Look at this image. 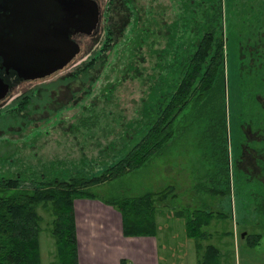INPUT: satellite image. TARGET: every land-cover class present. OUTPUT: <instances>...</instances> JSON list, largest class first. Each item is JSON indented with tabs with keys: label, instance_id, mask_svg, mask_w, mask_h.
Segmentation results:
<instances>
[{
	"label": "rangeland",
	"instance_id": "rangeland-1",
	"mask_svg": "<svg viewBox=\"0 0 264 264\" xmlns=\"http://www.w3.org/2000/svg\"><path fill=\"white\" fill-rule=\"evenodd\" d=\"M98 1L105 6L106 0ZM218 5L222 15L216 25L226 44L225 84L219 76L203 107L190 106L180 115L162 156L92 191L108 201L153 192L158 211H166L168 204L184 216L213 213L218 220L209 234H217L213 242L222 243L228 264L236 260V249L244 264L263 263L264 0H118L109 20L116 43L104 58L76 75L99 52L88 41L67 68L36 82L42 95L31 100L26 120L10 115L15 111L11 100L19 93L0 106V181L21 176V187L31 188L72 175H97L119 162L158 120L159 108L183 76L186 55L204 33L203 16ZM224 109L226 120H220ZM223 125L229 178L220 180L225 166L216 156ZM212 131L218 133L217 143ZM169 191L164 201L158 198ZM39 212L49 226L48 213ZM231 232L234 237L220 240L219 235ZM50 236L47 229L41 235L44 264H61L47 241ZM259 237L254 248L248 245Z\"/></svg>",
	"mask_w": 264,
	"mask_h": 264
},
{
	"label": "trees",
	"instance_id": "trees-1",
	"mask_svg": "<svg viewBox=\"0 0 264 264\" xmlns=\"http://www.w3.org/2000/svg\"><path fill=\"white\" fill-rule=\"evenodd\" d=\"M221 15L222 7L218 5L212 13H206L203 16L205 17L204 33L196 49L186 55L187 58L182 63L183 76L174 94L164 107L159 108V118L152 124L148 133L119 162L97 175H72L68 180L55 179L41 182L31 188L21 187V176L0 181V264H42L39 240L44 217L40 214V209L47 212L51 218L48 228L56 240L60 263L77 264L73 200L96 198L92 187L104 185L127 173L142 169L152 159L162 156L174 132L175 121L180 115L193 105L198 109L202 108L219 76L225 84L226 44L222 27L218 28L216 25ZM108 32V40L102 50L103 56L116 43L113 29L109 28ZM103 56L91 59L76 75L85 74L97 64L100 58H104ZM20 117L12 118L18 120ZM225 118L224 109L219 119L226 120ZM225 128L226 126L223 125L221 138H218V133L216 135L213 131L211 138L214 143H217V138L221 139L219 143L221 151L217 157L219 156V162L226 166L222 170L225 177L229 178ZM210 191L213 192L212 189ZM167 195L168 193L163 192L158 198L163 200ZM156 196V193L148 192L137 198H116L107 200L106 203L117 208L127 224L130 218H135L134 215L137 213L151 212ZM183 213L185 214V212H178L176 215L184 217ZM197 214L206 215L207 218H200ZM213 217V213L200 210L187 214L185 222L188 235L203 239L205 234L202 231L210 224ZM121 264L125 263L121 262Z\"/></svg>",
	"mask_w": 264,
	"mask_h": 264
},
{
	"label": "crops",
	"instance_id": "crops-1",
	"mask_svg": "<svg viewBox=\"0 0 264 264\" xmlns=\"http://www.w3.org/2000/svg\"><path fill=\"white\" fill-rule=\"evenodd\" d=\"M167 193L170 195V191ZM167 199L166 202H168ZM73 201L77 264H121V262L125 264H193V261H190L192 253H196L194 264H228L227 252H224V248L220 246L222 243L217 245L213 242L217 234L214 236L209 234L212 232L208 229L215 224L217 219L215 217L203 230L207 235L203 239H198L188 235L186 216H177L175 210L173 211L174 207L168 204H164L166 211L162 212L158 211L159 207L155 206L157 201H154L151 212L137 213L134 215L135 218H130L126 224L122 213L114 206L107 204V200L96 197L77 198ZM219 216L223 215L219 213ZM48 227L42 223V232L45 229L49 231L51 240L47 241L52 252L54 250L57 253L56 240ZM225 236L234 237V234L222 233L219 235L220 240ZM260 240L261 237L251 247L258 245ZM236 251L234 258L236 260L232 259L231 264H244L239 258L240 255L238 259L236 258ZM40 252L42 264H44L41 241ZM176 253L180 254L179 262L174 261L173 256ZM57 255L58 253L56 258ZM49 257L50 255L47 259ZM50 262V264H57V262Z\"/></svg>",
	"mask_w": 264,
	"mask_h": 264
},
{
	"label": "water",
	"instance_id": "water-1",
	"mask_svg": "<svg viewBox=\"0 0 264 264\" xmlns=\"http://www.w3.org/2000/svg\"><path fill=\"white\" fill-rule=\"evenodd\" d=\"M13 26L24 33L8 38L0 23V57L3 67L24 80L41 81L63 71L82 51L74 35L93 36L103 13L95 0H9ZM8 20V19H7ZM10 86L0 78V104L10 98Z\"/></svg>",
	"mask_w": 264,
	"mask_h": 264
},
{
	"label": "flooded vegetation",
	"instance_id": "flooded-vegetation-1",
	"mask_svg": "<svg viewBox=\"0 0 264 264\" xmlns=\"http://www.w3.org/2000/svg\"><path fill=\"white\" fill-rule=\"evenodd\" d=\"M4 1H9V0H0V5H4L3 2ZM98 5H99V9L102 10L103 13V18H102V25H100V27L98 28V32L96 34H94L93 36H84V35H74L73 36V40L77 41L80 43L82 50L84 49L83 47L86 44H90V42L88 41H92L91 44V48L96 47L95 50H99V52H95L99 56H103L102 50H103V46H105L106 41L108 40V30L109 28H111L110 24H109V20H110V16H111V11L114 9L112 8L118 0H106L105 1V6L102 7L101 4L99 3L98 0H95ZM8 19V20H7ZM6 20V23L3 24L5 25V28L3 29V33L6 34L8 36V38H13L15 37V35L17 34H22L24 33V29L22 27H20L19 29L15 28L12 24H13V17L11 15L10 12L5 11L3 9V7H0V23L4 22ZM104 23V25H103ZM102 34V36L100 37V35ZM94 50V51H95ZM82 52V51H81ZM109 52H107L108 54ZM97 54H95L93 57L90 58L93 59ZM3 59L0 57V78L3 79V81L8 84L10 86L9 89H11L10 91V97L13 96V94L15 93H19L17 95V99H13L11 100L13 103L12 106L14 107V112L12 114H10L13 118H15L16 115L21 116L22 120H26L27 119V113L25 114V112H27L30 104H31V100L34 99V97L37 95L36 93L40 92L42 95V91L40 89H42V85H39V87H37L35 85L36 82H40L39 81H29V80H24L22 78H20L17 74L16 71L12 70V69H7L5 67H3ZM88 63V62H87ZM42 81V80H41ZM40 90V91H39ZM23 94H20L21 92H23ZM40 95V96H41ZM5 103H1L0 106H4ZM217 157V156H216ZM217 159H219V156L217 157ZM228 163H229V157H228ZM224 168V167H223ZM226 168V166H225ZM229 169V166L227 165V170ZM219 179L221 180V178L225 179V174L224 171L221 169V171H219L218 174ZM225 181V180H224ZM224 181H220V182H224Z\"/></svg>",
	"mask_w": 264,
	"mask_h": 264
}]
</instances>
